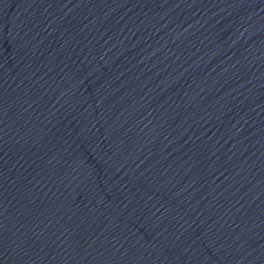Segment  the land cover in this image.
Here are the masks:
<instances>
[{
    "label": "water",
    "instance_id": "1",
    "mask_svg": "<svg viewBox=\"0 0 264 264\" xmlns=\"http://www.w3.org/2000/svg\"><path fill=\"white\" fill-rule=\"evenodd\" d=\"M0 264H264V0H0Z\"/></svg>",
    "mask_w": 264,
    "mask_h": 264
}]
</instances>
